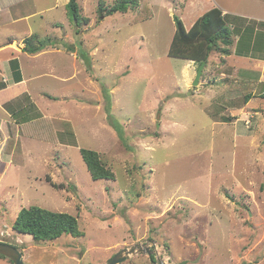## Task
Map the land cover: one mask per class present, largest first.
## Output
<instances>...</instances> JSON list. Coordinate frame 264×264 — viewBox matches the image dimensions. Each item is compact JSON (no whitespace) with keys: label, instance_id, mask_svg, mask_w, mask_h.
<instances>
[{"label":"rangeland","instance_id":"1","mask_svg":"<svg viewBox=\"0 0 264 264\" xmlns=\"http://www.w3.org/2000/svg\"><path fill=\"white\" fill-rule=\"evenodd\" d=\"M54 1L14 9L48 7L31 26L58 44L22 71L49 73L36 79L46 88L38 104L19 98L33 120L45 114L74 132L21 133L8 145L13 120L0 108V241L25 264H105L150 239L153 254L120 264H264V60L215 51L194 86L199 65L169 56L175 16L189 28L218 7L264 31V0H150L146 20L138 9L104 16L100 0H79L90 22L78 35L66 7L50 9ZM25 25L5 30L20 36ZM241 79L255 85L246 103ZM82 147L100 152L115 179L94 180ZM33 204L76 215L84 235L36 242L15 231L20 210ZM0 264L14 263L0 256Z\"/></svg>","mask_w":264,"mask_h":264},{"label":"trees","instance_id":"2","mask_svg":"<svg viewBox=\"0 0 264 264\" xmlns=\"http://www.w3.org/2000/svg\"><path fill=\"white\" fill-rule=\"evenodd\" d=\"M66 7L76 26L75 32L78 35L82 31V26L89 24L90 19L81 14L82 8L79 0H70ZM131 9L139 10L140 20H146L153 16L150 0H100L98 13L108 16L116 12L126 13ZM236 17L241 21L240 27L237 26L236 21L238 19ZM175 23L176 30L169 48V56L171 57L194 61L199 66L203 62H206L207 65L211 54L215 51L222 55L232 54L235 38L239 34L241 35L236 44L235 54H241L242 51H246V56H250V51L264 53V36L254 26L257 24H253L249 19L244 20L243 17H232V15L224 13L218 7H213L206 11L189 29L186 28L183 20L178 16H175ZM24 44V51L29 54H37L50 45L56 46L57 42L51 38L49 40L41 38L40 35L35 33L25 38ZM240 81L239 87L243 89V98L246 103L253 97L255 85L251 83V80L241 79ZM46 95L51 99H56L50 94ZM25 111L27 112L26 108L20 105L19 108L12 110V114L14 117L21 118L19 121L17 120V122L23 123L19 126V133L26 137L42 138L47 136L53 139L61 132L69 134L74 132L70 123L64 124L53 117L55 118L54 122V119H50L51 117L48 116L33 120L34 116L24 113ZM225 121H230V117L227 116ZM12 130L13 135L9 137L8 145L18 135L16 124L12 127ZM8 150L11 152V149ZM80 153L94 180L102 178L115 179L114 170L102 158L100 152L95 149L82 147ZM13 229L20 233L32 235L36 242H52L65 234L73 237L84 235L76 215L35 204L23 207L20 210L13 223ZM0 256L6 258L3 255ZM152 259H154V256H152Z\"/></svg>","mask_w":264,"mask_h":264},{"label":"crops","instance_id":"3","mask_svg":"<svg viewBox=\"0 0 264 264\" xmlns=\"http://www.w3.org/2000/svg\"><path fill=\"white\" fill-rule=\"evenodd\" d=\"M21 1L22 0H0V108H2V110L4 112H6L7 118H10L13 120V126L15 124L17 125V127H18L17 138H19L21 136V134L19 133V129H20L19 126L23 123L17 122V120L19 121V119H21V118H19L17 116L14 117L12 114V111L11 112L7 111L5 106H8L9 104H11L10 107H12V108H19L20 105L25 107V104H22L20 102L21 98H19V97H21V94L26 95L28 97V99L31 98L33 100V103L38 104V101H35L33 98L35 95H37L39 97L41 95V97H42L44 95V94H42L43 90L44 89L46 90V88H45V85L41 84V82L37 83L36 79L41 78L43 76L46 77L49 73L47 74V72H42V70L39 72L37 70V72H36L37 74H35L33 77H31L30 73H29V76L27 77V75H24L22 73V71L25 72V69L26 68L28 69V67H30L31 64H32V66L34 65L33 63L36 62L35 61L36 59L40 60V58L42 56H45V54H47L48 51H50L48 49V47H46L45 49H43V51H41L37 54H29L26 51H24V46H25L24 39L27 38L28 36H31L32 33L34 32L33 27L31 26L30 19L34 18L38 14H40V15L44 14L45 10H48V7L38 9V10L37 9L36 10H30L27 13H20L18 11L15 12L14 9H16L17 6H19V2H21ZM69 1L70 0H55L53 6H50V9L58 8L60 6L66 7ZM109 1H111V0H109ZM223 12L230 14V12H228L226 9L223 10ZM234 15L239 16V17L245 16V15L233 14L232 17ZM42 18H44V16H42ZM257 19H258L257 21L263 20V19L258 18V17H257ZM195 21H193L191 23L190 27H192V25L194 24ZM23 22H25V24H26L25 26H27L28 31L24 32L23 34L21 33L20 36H18L14 30L13 31L5 30V29H8V27H11V25H13V24L22 25ZM236 22H237V26L240 27L241 21L238 19ZM47 24H50V26H52V28H54V29L55 28L59 29L60 27H62L61 24H58V21L53 20V19L48 20ZM255 26L258 28V30L261 32V34H264V31H261V26H259V25H255ZM41 27H42V25H41ZM189 28H187V29H189ZM19 29H20V27H17V30H19ZM33 34H35V33H33ZM240 35L241 34L237 35L235 38V44L233 45L234 48L232 47L233 53L237 47L236 44L240 38ZM57 45L58 44H56V46ZM54 47L55 46H53V48ZM245 52L246 51H242L241 54H238V56L242 57V58L238 57V59L250 58V59L256 60L258 62L264 60V53L263 52L250 51L249 52L250 56H246L247 54H245ZM25 58L28 59L26 61V66L23 64V59H25ZM192 62L194 63V61H192ZM34 69H36V67H34ZM49 71H50V73H52L53 67H50ZM30 107H32V105ZM27 112L30 115H32L30 109H28ZM46 116L47 115H45V114L43 115V117H46ZM31 121H33V120H31ZM24 123H27V122H24ZM6 139H9V136L6 137ZM0 142L2 143V140ZM1 143H0V146H2ZM7 154H9V156H12V152H9ZM13 162L14 161H12L11 163H13Z\"/></svg>","mask_w":264,"mask_h":264},{"label":"water","instance_id":"4","mask_svg":"<svg viewBox=\"0 0 264 264\" xmlns=\"http://www.w3.org/2000/svg\"><path fill=\"white\" fill-rule=\"evenodd\" d=\"M205 66H206V62H203L199 66L198 73L194 80V86L199 85ZM151 243H154L153 239H150V244L137 243L136 245L130 248H124L120 250L112 258H110L108 262L105 264H120L121 262L129 258L131 255L136 254V253H141V252H147L149 255H151L153 254V252L156 251V249H153L151 247V246H154V244H151ZM0 255H3L9 258L14 264H25L22 252L16 246L10 243H5V242L0 241Z\"/></svg>","mask_w":264,"mask_h":264},{"label":"flooded vegetation","instance_id":"5","mask_svg":"<svg viewBox=\"0 0 264 264\" xmlns=\"http://www.w3.org/2000/svg\"><path fill=\"white\" fill-rule=\"evenodd\" d=\"M148 244V243H147ZM152 247V246H151ZM154 249V248H153Z\"/></svg>","mask_w":264,"mask_h":264}]
</instances>
